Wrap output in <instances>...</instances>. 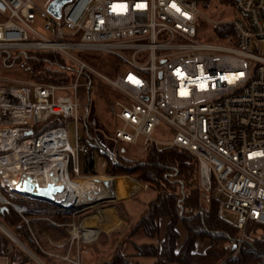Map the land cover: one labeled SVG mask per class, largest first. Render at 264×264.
<instances>
[{
    "label": "built area",
    "instance_id": "1",
    "mask_svg": "<svg viewBox=\"0 0 264 264\" xmlns=\"http://www.w3.org/2000/svg\"><path fill=\"white\" fill-rule=\"evenodd\" d=\"M232 5L238 19L210 21L233 28L232 44L221 45L199 40L195 0H71L60 19L34 0H0V52L56 53L74 69L69 84L0 88V137L14 138L12 148L0 144L7 153L0 160L15 147L31 148L17 167L20 173L2 174L0 186L11 196L20 192L34 177L29 171L41 164H60L72 180L85 177L90 145L78 133L77 92L80 86L91 89L97 78L122 97L108 105L121 124L117 141L136 144L144 138L182 148L196 157L204 188L214 176L222 215L240 231L232 257L239 256L245 243L255 242L250 225H264V0ZM81 52L113 55L128 70L111 79L84 62ZM53 117L75 125V146L64 124L36 135L35 128ZM162 125L173 134L169 141L154 139ZM0 199L16 206L1 192Z\"/></svg>",
    "mask_w": 264,
    "mask_h": 264
},
{
    "label": "trees",
    "instance_id": "2",
    "mask_svg": "<svg viewBox=\"0 0 264 264\" xmlns=\"http://www.w3.org/2000/svg\"><path fill=\"white\" fill-rule=\"evenodd\" d=\"M198 4L210 0H195ZM233 4V0H224ZM199 7V4H198ZM233 28L229 25L214 26L207 41L228 45L232 44L229 36ZM22 55H26L25 58ZM0 52V59L7 65L21 64L25 61L31 68L34 78L39 83L69 84L74 77V69L59 55L51 52L15 54ZM8 66V67H9ZM63 118L53 117L35 128L36 135L63 125ZM88 133L90 130L87 128ZM148 143L146 161L125 159L108 152L100 143L90 144V150L84 157L83 175L99 176L95 171V156L106 159L103 174L108 177H131L140 184L146 185L155 195L145 203L144 209L125 235L113 255L101 264H136L133 258L154 260L153 264H264V225L251 224L248 233L255 238L254 243H245L239 256L233 258L234 245L239 240L240 231L222 215V202L217 200L216 180L210 179V191L207 193L201 186L199 163L195 156L178 147H163ZM150 145V146H149ZM0 151V156L6 155ZM107 178V177H106ZM1 194L12 204L26 207L19 213L12 205L0 200V222L12 232L44 264H74L61 258L44 254L36 242L46 246L41 230H50V219L67 228L74 220L73 212L43 201H15L9 191L0 186ZM117 217L114 215V218ZM168 219L164 237L161 236V221ZM186 231L182 236L178 227ZM151 240V243H134L133 253L123 251V247L132 243L137 237ZM200 242H209L202 253L197 251ZM47 249V248H46ZM55 251L66 256L68 250ZM86 248H80L85 252ZM0 254L8 257L12 263L37 264L21 247L0 230ZM70 260H74L69 255ZM75 261V260H74Z\"/></svg>",
    "mask_w": 264,
    "mask_h": 264
},
{
    "label": "rangeland",
    "instance_id": "3",
    "mask_svg": "<svg viewBox=\"0 0 264 264\" xmlns=\"http://www.w3.org/2000/svg\"><path fill=\"white\" fill-rule=\"evenodd\" d=\"M53 0H34V2L42 9L48 8ZM199 10L201 12L200 19L202 23L198 24L197 30L199 34V40L206 41L209 38L213 30V25L210 23H224L234 21L239 18L238 12L235 10L232 4L226 3L224 0H210L208 2H198ZM0 21L2 19L0 18ZM40 23V21H39ZM260 53V52H259ZM8 58H16L17 53H7ZM22 54V53H21ZM23 58L26 55H22ZM79 57L93 67L96 71L102 75L114 79L116 75H122L128 70V66L125 65L120 59L113 55L99 53V52H81ZM6 64L4 59H0V88L2 86H23L28 83H39L35 78L34 74L29 65L23 61L21 64ZM90 82V81H87ZM49 83V82H45ZM85 83L84 79L80 81V84ZM41 84H44L43 82ZM79 111L81 121L79 123L78 133L82 142H88L90 144L100 143L108 152L121 156L125 159H131L135 161H146L148 156V142L144 138H140L136 144H125L115 139L116 128L121 127V124L114 119L108 110L109 103L121 99V95L116 93L111 87L100 79L93 78L91 80V89L84 86H80L77 92ZM64 126L67 130L69 141L72 146L76 144V128L75 125L70 121H63ZM90 130V134L87 131ZM171 130L162 125L156 130L154 139L157 141L165 142L172 138ZM150 146V145H149ZM160 148L166 147L159 145ZM106 159L98 154L95 156V172L99 176L74 178L73 180L78 182H90L91 179H100L103 181L102 187L105 188L106 198L104 202L95 203L93 205H80L73 212L74 221L71 225L75 226L71 228V232L74 236H78V239L86 243V251L88 254H84L85 258L90 259V263L101 264L108 260L115 250L122 238L127 235L129 229L134 224V219L144 207L145 203L149 202L154 198V193L143 184H140L135 179L127 176H123L128 181V187L126 190L125 198L127 200L122 202L121 199L124 193H122L117 186H109L105 181L108 176L101 175L104 173L106 168ZM2 177V174H0ZM115 178V177H108ZM116 182L115 180L109 179ZM201 180V175H200ZM202 186V180H201ZM203 187V186H202ZM102 188V189H103ZM205 192L210 191V185L204 188ZM41 197H47L49 195L38 194ZM217 200L218 197L215 194ZM13 200L31 202L39 201L37 199L29 198L22 194L12 195ZM61 205V204H60ZM65 206V205H63ZM101 215L104 217V222L99 223ZM114 215L117 217L114 218ZM98 219V220H97ZM97 221V225H91L90 221ZM133 222H132V221ZM161 224V236L164 237L166 231V224L168 219H164ZM84 228H95L102 227V232L91 241H86L84 238L85 231L79 230L75 234L76 227ZM85 225V226H83ZM95 226V227H94ZM178 231L182 236L180 244H182L186 237V231L180 225ZM134 243L143 244L151 243L152 241L146 238L137 237L132 243H128L123 247V251L128 254H132L133 248L131 245ZM209 242H200L197 245V251L204 252L209 246ZM70 260V259H69ZM75 260V261H74ZM71 262L81 261V258L75 256ZM133 262L136 264H153L154 260L144 258H133ZM82 264V263H81Z\"/></svg>",
    "mask_w": 264,
    "mask_h": 264
},
{
    "label": "bare ground",
    "instance_id": "4",
    "mask_svg": "<svg viewBox=\"0 0 264 264\" xmlns=\"http://www.w3.org/2000/svg\"><path fill=\"white\" fill-rule=\"evenodd\" d=\"M49 140L52 141V138ZM0 144L3 146L13 147L14 138L12 136L7 138L0 137ZM31 148L29 147H15V153L13 155L7 156L5 159L0 160V174H5L6 176L10 173L15 177L20 173V170L17 169L20 162L27 157L28 152L31 153ZM42 158V156H39ZM57 167L43 166L42 164L38 169H32L29 172L34 174L33 178H27V181L33 183L35 187V194H45L55 200L56 203L65 207H77L80 205H93L95 203L104 202L106 198L105 188L102 187L103 181L100 179H91L90 182H76L67 176L64 171L61 170L60 164L56 165ZM10 170V171H9ZM108 178V177H107ZM109 179L115 180L111 181ZM105 181L109 186H117L122 193H124L121 199L125 198V194L128 192V181L124 177H115L109 178ZM15 182V179L10 180V183ZM103 188V189H102ZM127 190V192H126ZM101 222H104L101 217L99 218ZM85 226V225H83ZM95 227V226H94ZM102 227L95 228H84L76 227L75 234L79 230L85 231L84 239L86 241L94 240L100 233ZM8 230V229H7Z\"/></svg>",
    "mask_w": 264,
    "mask_h": 264
},
{
    "label": "crops",
    "instance_id": "5",
    "mask_svg": "<svg viewBox=\"0 0 264 264\" xmlns=\"http://www.w3.org/2000/svg\"><path fill=\"white\" fill-rule=\"evenodd\" d=\"M120 190V189H119ZM121 191V190H120ZM122 192V191H121ZM16 195L18 194V192H15L13 193V195ZM11 196V195H10ZM12 197V196H11ZM122 202H126L125 200H121ZM5 204H8V203H5ZM11 205V204H10ZM18 206V205H17ZM16 209V208H15ZM144 209V207L142 208V210ZM17 210V209H16ZM142 210L139 212V214L134 218L132 219L133 221H136V219L138 218V216L140 215V213L142 212ZM19 213H21L19 210H17ZM101 217V215H100ZM102 219H104L103 215H102ZM47 222L50 223V230H41L42 232V239L43 241L46 242V248L44 246H41L38 242L37 245L39 246L40 250L48 255V256H51V257H57V258H61L63 259L64 261H67V262H71L69 259V255H72V257L74 258L75 256H77V252H78V257L81 258V261H80V264H97V263H90V259H87L85 258V256H83L84 254H88V251H85V252H80V248L81 246L82 247H85L86 246V243L79 240L78 239V236H74L73 233L70 231L71 228H74L75 229V226L74 225H71V224H68L66 225V229L64 231V229H60L62 228L64 225H60L50 219H43ZM98 220V219H97ZM131 220V221H132ZM164 220V219H163ZM161 221V224L162 222L164 221ZM74 221V220H73ZM132 221V222H133ZM0 224L7 230V228L0 222ZM90 224L91 225H97V221H90ZM98 224H101V220L99 221ZM168 224V223H167ZM167 224L165 227H167ZM0 230H2L0 228ZM8 232H10L9 230H7ZM3 233H5L3 230H2ZM100 232H102V230H100ZM166 232V231H165ZM12 236H14L17 240L18 238L12 233ZM8 236V235H7ZM9 237V236H8ZM10 238V237H9ZM83 238V237H82ZM18 242L24 246L26 249H28L22 242H20V240H18ZM18 245V244H17ZM19 247H21L20 245H18ZM21 249L27 253V251L25 249H23L21 247ZM49 249H54V250H58V251H61L63 249H67L68 252L66 254V256L62 257L60 255H58L55 251H49ZM198 249V248H197ZM29 250V249H28ZM30 251V250H29ZM31 252V251H30ZM199 252V251H198ZM199 253H202V252H199ZM37 264H44L34 253L31 252L32 255H30L29 253H27ZM65 258H68V260H65ZM0 264H15V263H12L11 260L6 257V256H3L0 254ZM24 264H33L31 262H27V263H24Z\"/></svg>",
    "mask_w": 264,
    "mask_h": 264
},
{
    "label": "water",
    "instance_id": "6",
    "mask_svg": "<svg viewBox=\"0 0 264 264\" xmlns=\"http://www.w3.org/2000/svg\"><path fill=\"white\" fill-rule=\"evenodd\" d=\"M69 2H71V0H55L49 5L48 11L52 15H54L56 18L60 19L61 16H62V8ZM26 136H28V137L32 136V132L26 133ZM34 192H35L34 185L32 183H30V182H27V183H24L23 189L20 190V192H18V194L26 193V196H28V197H30L32 199H37L39 201L47 202V203L56 205V206L61 207V208L65 209V210H68V211H71V210L75 209V207L61 206L58 203H56L54 199H52L50 197L38 196ZM0 200L4 203V200H2V199H0ZM19 207L20 206L16 205L14 208H16L17 210H20ZM0 228L5 232L6 235H8L13 240L14 243L20 245L23 249H25L27 251V253L32 255L31 252L28 249H26L24 246H22L18 242V240L14 236H12V234L10 232H8L1 224H0Z\"/></svg>",
    "mask_w": 264,
    "mask_h": 264
}]
</instances>
